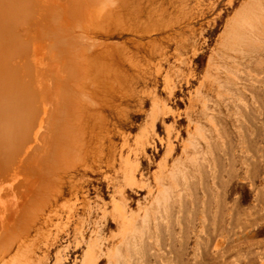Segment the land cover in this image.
<instances>
[{
	"label": "rangeland",
	"instance_id": "obj_1",
	"mask_svg": "<svg viewBox=\"0 0 264 264\" xmlns=\"http://www.w3.org/2000/svg\"><path fill=\"white\" fill-rule=\"evenodd\" d=\"M123 2L61 31L60 56L81 54L76 150L37 172L30 261L81 264L92 245L93 264H264V0Z\"/></svg>",
	"mask_w": 264,
	"mask_h": 264
},
{
	"label": "bare ground",
	"instance_id": "obj_2",
	"mask_svg": "<svg viewBox=\"0 0 264 264\" xmlns=\"http://www.w3.org/2000/svg\"><path fill=\"white\" fill-rule=\"evenodd\" d=\"M123 1L0 0V264H32L30 259L34 258L36 251L34 252L24 241L22 231L25 227L23 228L22 224L25 223L23 220L28 211L35 210L34 207L40 204L38 202L42 192H38L39 196L34 195L36 189L41 187L40 177L37 175L40 169H44L45 172L52 171L58 160L62 157L64 160L72 149L73 153L76 150V144L68 141L69 139L73 141L71 140L72 130L69 132L66 130L68 112L71 109L74 110L76 103L74 107L71 105L74 104V98L70 91L64 90V81L78 76L80 61L78 56L81 54L75 51L76 54L68 58L58 53L61 48L60 43H65L61 31L69 23L68 16L72 20L76 18L78 21L86 22L87 11L94 13L97 19H101L106 12V17L119 21L121 16L116 14L115 6H120V2L124 4ZM130 9L125 13L130 12V15ZM131 20L134 22V19ZM25 22L32 32L26 37L23 35L21 26V23ZM154 26L158 25L154 24ZM127 27L131 28V26ZM54 32L60 37H54ZM156 107H158L157 102L152 108V119L155 118ZM153 123L152 121V126ZM77 150H79L78 147ZM46 153L47 158H43ZM57 168L60 169V167ZM52 189L54 192L56 188L52 187ZM43 194L46 195L45 192ZM42 198L45 200L44 197ZM115 207L118 209L117 203ZM26 218L30 221L33 216ZM50 227V225L47 227L44 225L43 236L48 237L52 233ZM91 246L88 245L85 248L81 264H93L97 258L98 254Z\"/></svg>",
	"mask_w": 264,
	"mask_h": 264
}]
</instances>
